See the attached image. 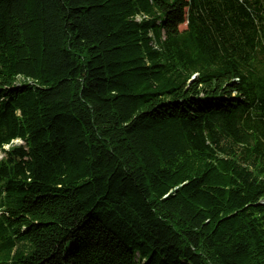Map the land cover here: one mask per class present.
<instances>
[{
    "label": "trees",
    "instance_id": "1",
    "mask_svg": "<svg viewBox=\"0 0 264 264\" xmlns=\"http://www.w3.org/2000/svg\"><path fill=\"white\" fill-rule=\"evenodd\" d=\"M0 152V264H264V0H0Z\"/></svg>",
    "mask_w": 264,
    "mask_h": 264
},
{
    "label": "rangeland",
    "instance_id": "2",
    "mask_svg": "<svg viewBox=\"0 0 264 264\" xmlns=\"http://www.w3.org/2000/svg\"><path fill=\"white\" fill-rule=\"evenodd\" d=\"M185 25H182L180 28L183 29ZM16 144H20V141H15ZM5 149H8V147H5ZM3 157V153L0 152V159Z\"/></svg>",
    "mask_w": 264,
    "mask_h": 264
}]
</instances>
